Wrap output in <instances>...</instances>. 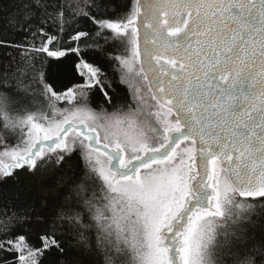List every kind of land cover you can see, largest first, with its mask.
Returning <instances> with one entry per match:
<instances>
[{"label": "snow or ice", "instance_id": "1", "mask_svg": "<svg viewBox=\"0 0 264 264\" xmlns=\"http://www.w3.org/2000/svg\"><path fill=\"white\" fill-rule=\"evenodd\" d=\"M66 7L72 6L63 0H0V31L22 38L0 39L6 50L0 59V129L25 145L3 153L12 162L0 161V184L14 179L17 169L36 175L67 166L71 173L77 152L102 183L99 191L76 183L70 189L75 197L28 205L14 229L0 222V264H44L46 254L49 264H77L74 246L59 232L65 227L78 233L81 254L90 248L87 230H96L98 243L110 238L106 264H228L241 248L243 258L233 264H264V240L255 237L264 204H249L250 212L231 223L223 210L237 195L264 200V0H135L116 19V0H83L74 6L72 15L79 18L73 20ZM89 22L92 29L85 27ZM130 27L132 59H116L147 82L154 102L147 114L151 137L131 105L125 115L117 109L101 116L91 107L94 89L102 99L100 113L116 102L106 75L86 57L128 36ZM61 36L67 46L51 50ZM7 49L49 57L73 53L79 64L72 70L79 68L86 79L59 94L34 63ZM37 71L39 77L29 76ZM30 80L41 95L66 100L74 111L56 121L31 112ZM140 92L136 88L143 104ZM14 105L19 120L9 115ZM16 199L0 203L15 208ZM217 218L225 222L217 224ZM24 224L37 229L39 247L17 234Z\"/></svg>", "mask_w": 264, "mask_h": 264}, {"label": "trees", "instance_id": "2", "mask_svg": "<svg viewBox=\"0 0 264 264\" xmlns=\"http://www.w3.org/2000/svg\"><path fill=\"white\" fill-rule=\"evenodd\" d=\"M4 4L7 5V0H3ZM83 0H63V3L70 5L72 7H66V12L68 13V19H78L79 17H74L72 15L73 11H76L75 5L81 4ZM117 4L120 5L118 11L112 15L113 19L118 17H123L127 9L131 8L135 4V0H116ZM87 29H92L94 25L89 22L86 26ZM55 31V29H53ZM129 35L122 37L117 41H109L108 44L103 45V50H93L90 51L86 59L88 62L94 63L96 66L100 67L103 73L106 75V83L111 84L112 94L114 95L116 107L113 108L108 105H104L107 112L103 114H111L117 112L119 109V115H125L131 110L128 105H131L135 109V104L133 96L130 90L124 84L122 77L125 74H130L127 72L125 67L121 65L120 61L116 57L128 58L132 54L131 45V27L128 29ZM0 39H8L13 41H20L22 38L13 33H5L0 31ZM69 41L63 36L57 41H54L55 48L51 50H63L67 46ZM40 41L37 40L36 46L39 47ZM51 48V46H50ZM4 48H0V59H3ZM12 55L17 56L18 59H24L27 57L26 64H35V68L43 72L50 83L54 84V90L59 94L66 93L69 89H74L75 85L82 84L84 78L80 76V69L76 68L75 71L72 69L75 65L79 64V59L73 53H67L64 57H49L46 53H39L33 49H28L27 51L18 53L15 49H7ZM136 71L139 70L138 62L134 63ZM40 71L35 74L29 73V76L35 75L40 76ZM133 79L137 84L140 85L141 95L144 97V103L141 104V108L146 112V115L150 110H154V102L150 99L151 93L145 85L144 80L140 75H136L135 72L131 73ZM31 83L34 99L32 96L29 97L28 107L31 112L39 115L44 114L49 117L50 120L56 121L63 119L64 115H68L71 111H74L73 105H68L64 102L57 100H50L47 94L41 95V88L35 83ZM91 95L93 103L91 107L96 113H100V105L102 104V99L99 93L94 89ZM12 119L19 120L22 113L19 111V106L14 105L13 110L9 113ZM27 115V112L23 113ZM138 124L142 125L144 131L151 137L153 134L148 131V117H141L140 113H136ZM148 116V115H147ZM142 118V119H141ZM145 122V124L142 123ZM78 123V122H77ZM72 134L70 133L69 136ZM102 135V134H101ZM152 141L159 142L158 139L153 138ZM25 145L23 141L16 136L8 135L6 136L2 129H0V161L4 164H9L12 161L10 158L3 156L6 150H12L13 148L22 149ZM45 152L47 148L45 147ZM18 173L14 179L9 180L7 184H0V199H7L9 197H16V207L13 208L11 205L5 208L3 203H0V222H8L9 229H14L17 227V223H23L24 209L28 205L32 204H42L47 203L49 205L56 204L63 201V198L72 195L75 197L74 193H71L70 189L75 186L76 183H85L91 190L94 186L96 190L99 191V185L102 183L96 177L95 173L90 171V166L87 162L81 158L80 152H77L73 156V170L71 173L68 172L67 166L64 169H50L47 174H45L44 169H41L36 175H31L28 172L17 169L14 170ZM90 194V193H89ZM261 203L264 204V200H242L239 196L233 197V203L226 205L224 211L226 213V219L228 223H231L233 219L239 221L250 212L248 208L249 204ZM236 205H243V207H237ZM16 213V217L12 218L13 213ZM11 218V219H10ZM257 228L255 229L256 242L264 240V227H261V221L264 217H256ZM85 223L89 222L87 214H85ZM225 221L217 218V224H222ZM59 232L64 233L61 237L64 242L68 245H72V251L76 253L77 264H106V246L111 243L110 238H104L102 236L100 242H97V233L95 229H89L85 232L88 238L87 243L90 246L89 250L85 251L83 254L80 253L77 246L79 241V235L74 230L65 227L59 229ZM18 235H24L27 242L31 244L34 248L40 246V241L37 236V229L29 228L27 224L19 230ZM2 235V233H0ZM11 238V237H9ZM245 249L241 248L239 250V257H229L228 264H233L234 260L237 258H243ZM44 264H49L52 259L50 254H46L43 258Z\"/></svg>", "mask_w": 264, "mask_h": 264}, {"label": "rangeland", "instance_id": "3", "mask_svg": "<svg viewBox=\"0 0 264 264\" xmlns=\"http://www.w3.org/2000/svg\"><path fill=\"white\" fill-rule=\"evenodd\" d=\"M129 59H132V54L131 55H129V57H128ZM84 78V80L86 79V77H83ZM122 80L124 81V84H126V86L130 89V91H133V88H132V86H131V84L133 83V81H134V79H133V76L131 75V74H125L124 73V75H123V77H122ZM135 82V81H134ZM65 94V93H64ZM133 96V95H132ZM133 100H134V104H135V109H137V112L138 113H140V116L141 117H143L144 118V116L145 117H148L147 115H146V112L145 111H143V109L141 108V105H140V103L137 101L136 102V100H135V98L133 97ZM58 101H60V102H64V103H66V104H68V105H73V104H69L66 100H63V99H61V100H58ZM98 115H101V116H103V115H106V114H103V113H97ZM142 119V118H141ZM146 121L148 122V124H149V120H147L146 119ZM101 123H103L104 121L103 120H101L100 121ZM142 123L143 124H145V122L144 121H142ZM101 136H103V131L101 130ZM153 143H159V142H155V141H152ZM102 143H103V141H102ZM143 171V170H142Z\"/></svg>", "mask_w": 264, "mask_h": 264}, {"label": "water", "instance_id": "4", "mask_svg": "<svg viewBox=\"0 0 264 264\" xmlns=\"http://www.w3.org/2000/svg\"><path fill=\"white\" fill-rule=\"evenodd\" d=\"M136 26L140 28V37H141V39H140V46H141V49H143V47H144V44H143V32H144V30L140 26L139 20L137 21V25ZM141 60H143V56H141ZM138 63H139V67H140V62L138 61ZM146 84H147V82H146ZM147 87H148V85H147ZM44 147L47 148L46 144H45ZM239 198H241L242 200H255V199H260V198H255V199H253V198H245V197H240V196H239Z\"/></svg>", "mask_w": 264, "mask_h": 264}, {"label": "flooded vegetation", "instance_id": "5", "mask_svg": "<svg viewBox=\"0 0 264 264\" xmlns=\"http://www.w3.org/2000/svg\"><path fill=\"white\" fill-rule=\"evenodd\" d=\"M138 62V61H137ZM138 66H139V63H138ZM135 81V80H134ZM131 84L132 88H133V91H130L131 95H133V97L135 98L136 102H137V99H136V88H140V85L137 84V82H134ZM145 82V81H144ZM145 85H146V82H145ZM147 87V85H146ZM148 88V87H147ZM129 89V88H128ZM130 90V89H129ZM141 93V92H140ZM140 103V102H139ZM141 105V104H140Z\"/></svg>", "mask_w": 264, "mask_h": 264}]
</instances>
